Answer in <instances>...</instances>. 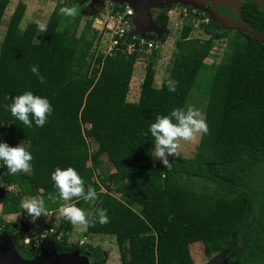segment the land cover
Returning a JSON list of instances; mask_svg holds the SVG:
<instances>
[{
	"label": "trees",
	"instance_id": "trees-1",
	"mask_svg": "<svg viewBox=\"0 0 264 264\" xmlns=\"http://www.w3.org/2000/svg\"><path fill=\"white\" fill-rule=\"evenodd\" d=\"M9 1L0 0V27ZM71 1L76 0H57L43 33L35 22L21 27L23 1L7 23L0 47V142L16 147L24 141L33 158L27 173L11 175L2 167L1 185L16 190L0 202L3 216H25L21 201L42 199L45 213L55 214L45 228L60 237L44 247L88 253L91 264H103L104 252L86 242L81 247L70 243L75 227L61 216L62 205L74 204L92 220L84 238L104 236L115 242L120 264H195L194 245L205 260L226 254L218 264H264V45L233 32L228 53L207 65L219 27L201 23L209 37L192 38L193 27L186 22L179 28L167 77L156 86L157 49L147 52L136 46L128 54L126 46L133 40L121 39L102 55L107 45L92 28L98 13L90 19L76 16L70 23V16L59 9L71 7ZM246 8L239 9L240 20L256 10L257 23L250 28L264 36V13ZM153 17L160 29L170 27L167 9ZM142 59L144 78L138 100L131 103L127 96L133 70ZM32 65H38L44 83L31 73ZM202 72H208L209 81L204 115L208 133L201 134L192 158L169 160L171 167L165 168L153 160L149 126L158 115L184 107ZM169 78L178 81L175 92L167 90ZM25 91L49 100L53 112L43 127L28 128L7 110L11 98ZM87 140L96 144L95 151ZM101 156L113 168L103 177ZM57 167L74 168L85 191L92 187L97 199L61 201L51 180ZM100 209L106 210L105 224L98 222ZM234 239L239 244L231 250ZM34 243L18 249L23 260L35 256Z\"/></svg>",
	"mask_w": 264,
	"mask_h": 264
},
{
	"label": "clouds",
	"instance_id": "clouds-1",
	"mask_svg": "<svg viewBox=\"0 0 264 264\" xmlns=\"http://www.w3.org/2000/svg\"><path fill=\"white\" fill-rule=\"evenodd\" d=\"M107 3H109V1H107ZM175 7L181 8V6H172L169 9ZM169 9H167V11ZM59 13L72 16L75 14V8L61 7L59 9ZM36 25L38 31L41 33L46 31L45 22L38 20L36 21ZM170 27L166 29L167 32H169ZM156 42H160V44L162 43V41ZM30 71L37 77L40 83H44L45 78L40 75L38 65H32L30 67ZM177 84L178 81L169 78L166 81L167 90L169 92H175L177 89ZM11 100L12 102L7 106V110L10 112L11 116L15 118V120L21 122L28 128H32L33 124H35L36 127H43L47 121V118L53 112V108L46 97L34 95L31 91H25L21 95L12 97ZM202 117L203 114L201 110L194 106H189L187 110L183 108H174L166 116L158 115L155 119V122L150 124L148 131L154 138V148L152 155L159 158L165 168L171 167L167 156H172L177 152L179 142L181 140L191 141L197 134L206 135L208 133L207 123ZM32 158L31 152L26 150L24 143L18 144L16 147H10L7 143L0 142V167H6L9 174L15 175L18 173L30 172V161ZM51 180L53 182V187L58 191V198L61 201H69L74 197L82 198L84 201H95L97 199V192L92 187H88L87 191H85L84 181L78 175L77 171L72 167H67L66 169L57 167L51 173ZM9 189L12 188L5 189L7 194L13 192ZM20 207L26 211V213L32 218L33 222L42 214H45V218H47L48 213H45L46 208L44 202L38 197H29L26 200H22ZM59 212L66 221L73 225V227H76L79 231H87V229L92 224V220L86 217L84 211L81 208L76 207L74 204L62 205L59 208ZM14 215L17 216L18 214L8 215L5 216V218H10ZM23 217L24 220L27 221L26 216ZM52 222L44 220L42 223H40V225L43 229L47 230L45 227L50 225ZM98 222L100 224H105L108 222V216L105 209H100L98 211ZM10 226L12 227V231H16L20 230L23 225L21 226V224H17ZM53 240L54 242H58L60 237L58 241H55V239ZM45 247L48 249L47 253H50L52 250L56 251L54 248H51L53 246ZM16 249L18 251V248Z\"/></svg>",
	"mask_w": 264,
	"mask_h": 264
},
{
	"label": "rangeland",
	"instance_id": "rangeland-1",
	"mask_svg": "<svg viewBox=\"0 0 264 264\" xmlns=\"http://www.w3.org/2000/svg\"><path fill=\"white\" fill-rule=\"evenodd\" d=\"M15 1L16 2L23 1L26 4L25 16L21 22L22 28L25 27L27 23L29 22L36 23V21L38 20L47 23L48 18L57 2V0H12L10 1V3L7 5L5 16L3 18L2 25L0 27V47H1L4 33L7 27L8 20L11 16L10 12L14 10L15 5H16ZM69 3L71 7L75 8V14L70 16V19H69L70 23L74 20L76 16H83L85 19H90L93 13L95 12L98 14H101L102 16L106 15L107 13V7H108L107 0H96V1L76 0L73 2L71 1ZM97 10L100 11V13ZM157 11L158 10H154L153 13ZM188 19L190 18H187V20L184 21L183 24L186 22L191 23L193 27V31L191 34L192 38L207 39L209 37V35L204 33L198 21H196L195 19L194 20L193 19L188 20ZM92 28L93 29L96 28L100 32L101 24H97V22L95 23V21H93ZM179 31H180L179 28L175 29V27L173 26V28L171 29L170 27L169 33L166 36H163L162 39L160 40L163 43L160 44V42H156L157 44H159L158 49H157L159 53V60L156 66V77H155L156 86L161 85V83L167 77L166 70L170 66V59L172 57V54L175 51V42L177 41L179 37ZM221 33L222 32L217 33L218 37L217 39L214 40V48L212 50V54L209 58L205 60V63L207 65L218 63L222 55H225L226 53H228V48L226 47V43L229 39H232L233 34H230L227 38H220L219 35H221ZM144 64H145L144 59H142V61H139L138 67L140 68L139 69L140 71L141 70L143 71L145 69ZM207 73L208 72L206 73L202 72L199 75L183 107V109L185 110H187L189 106H194L196 108H199L203 114V117H202L203 119H204V115L206 111L208 92H209V81L207 79V75H208ZM141 78H142L141 74L140 76H138L137 73H135L134 79L131 80V91H130V96H129V100L131 101L133 100L134 91L137 94L138 90L140 89L141 82H142ZM200 136L201 134H197L191 141L181 140L179 142V147L177 149V152L172 156H167V159L177 161V160L192 158L195 152L197 151ZM87 142H88L89 150L92 152L95 151L96 144L92 140H87ZM21 143H24V147L26 148L27 146L26 142L22 141L20 142V144ZM100 160L102 161L103 165L99 171V175L103 177V176L110 174L113 171V168L110 165V163L107 161L105 156H101ZM153 160L156 162L160 161V159L155 157L154 155H153ZM11 191L14 192L16 190L12 188ZM92 210L93 209L91 205V207L87 209V211L90 214V213H93ZM26 216L28 217L27 221L30 224L34 225V223H32L33 222L32 218L27 213H26ZM18 218L22 220L24 219L22 214H18L17 216L14 215L13 218H10V221H14ZM45 220H49L50 222L53 221L52 219H47V218H45ZM34 222L35 224H39V223H36L37 221H34ZM101 237H103L102 239L104 240H100L98 238H87L86 240H83L84 236L82 234V231H79L75 227L70 243L73 244L74 246L78 245V247H79L80 241L89 243L92 246L97 247L104 252L103 264H120L119 253H118L115 242L111 239L105 238L104 236H101ZM238 244H239L238 240L234 239L231 250ZM191 252H192V257H193L195 264H218L225 258V255H226V254H218V255H214L210 259L205 260L203 258L200 248L196 245L192 247Z\"/></svg>",
	"mask_w": 264,
	"mask_h": 264
},
{
	"label": "water",
	"instance_id": "water-1",
	"mask_svg": "<svg viewBox=\"0 0 264 264\" xmlns=\"http://www.w3.org/2000/svg\"><path fill=\"white\" fill-rule=\"evenodd\" d=\"M113 4L131 8L134 12L133 22L127 35V40L137 36L145 39L160 41L168 33L156 26L153 11L169 9L172 6L187 7L201 11L209 15L210 19L217 23L223 31L247 34L264 45V36L253 29L241 26L238 23L222 19L216 9H206L202 3L204 0H107ZM215 8V7H214ZM3 168L0 167V178ZM7 192L0 182V202L7 197ZM0 264H91L88 253L81 254L79 251L57 253L52 250L50 253L33 257L32 260H23L12 239L7 234H0Z\"/></svg>",
	"mask_w": 264,
	"mask_h": 264
},
{
	"label": "built area",
	"instance_id": "built-area-1",
	"mask_svg": "<svg viewBox=\"0 0 264 264\" xmlns=\"http://www.w3.org/2000/svg\"><path fill=\"white\" fill-rule=\"evenodd\" d=\"M167 17L169 18L171 29L173 26L175 29L182 27L183 22L186 21L187 18H191L193 20L200 19L198 20L200 24H206L208 22L205 18L202 19V16L198 13V11L186 7H175L169 9L167 11ZM173 17H175L176 20L172 21ZM133 18L134 12L131 8L127 6L120 7L111 2L108 3L106 15L103 16L102 20L97 21V24H101L100 32L98 30L97 31L102 33L103 44L107 45L106 49L101 50L102 55H106L108 52L115 49L119 45L121 39L127 40V35L130 31ZM132 40L133 42L126 46V52L128 54L132 53L136 46H138V49L143 48L147 52L158 49V44L153 40L137 36L132 37L129 41ZM13 217L14 216H11L10 218ZM54 217L55 214L52 212L47 214V219H53ZM10 218H5L3 216L0 205V234H8L12 239L14 246L21 250L28 247L32 240L35 239L34 247L36 254L34 257L41 254H47L48 249L44 247L46 241H51V239H55V241L59 240V237L54 234L52 228L46 230L43 229L40 224L32 225L28 221L19 218L14 221H10ZM47 221L49 222V220ZM17 224H21V226L23 225L20 230L7 232V225L10 226ZM83 240H86V238ZM83 244V241L79 242V246H82Z\"/></svg>",
	"mask_w": 264,
	"mask_h": 264
},
{
	"label": "flooded vegetation",
	"instance_id": "flooded-vegetation-1",
	"mask_svg": "<svg viewBox=\"0 0 264 264\" xmlns=\"http://www.w3.org/2000/svg\"><path fill=\"white\" fill-rule=\"evenodd\" d=\"M251 4H254L255 7L250 6ZM202 5L206 9H216L217 14L222 19H224L226 21H231L233 23H238L241 26L247 27L249 29H251L250 26H253L257 23L256 16L254 15L256 10L254 11L253 14L248 15V20H246V21L242 20L241 21L239 9H241V7L243 5H247L246 9H261V11L264 13V0H204ZM202 15H204L203 17L207 16V17H205V19L208 20V22L209 21L213 22L210 19L209 15H207L206 13H202ZM213 23H215V22H213ZM215 24H217V23H215ZM218 27H219V30L217 31V33L218 32H229V31H223L219 25H218ZM230 34H233V32H231Z\"/></svg>",
	"mask_w": 264,
	"mask_h": 264
},
{
	"label": "crops",
	"instance_id": "crops-1",
	"mask_svg": "<svg viewBox=\"0 0 264 264\" xmlns=\"http://www.w3.org/2000/svg\"><path fill=\"white\" fill-rule=\"evenodd\" d=\"M10 1H12V0H10ZM10 1H9V3H10ZM15 3L17 4L18 2L15 1ZM25 5H26V4H25ZM15 6H16V5H15ZM13 7H14V6H13ZM6 8H7V7H6ZM12 9H13V8H12ZM12 9H11V10H12ZM14 9H15V8H14ZM94 10H96V9H94ZM13 11H14V10H12V11L10 12V15H12ZM97 11H98V10H97ZM98 12L100 13V11H98ZM98 15H99V17H97L96 19H94L95 23H96L98 20H102V19H103V16H102L101 14H98ZM173 20H176V18L173 17V18H172V21H173ZM95 29H96V28H95ZM96 30H97V29H96ZM167 33H169V32H167ZM162 43H163V42H162ZM162 43H161V44H162ZM138 63H139V62H137L136 65H135V67H134L132 79H134V74L137 73L138 76H140V74H141V76H142L141 81H142L143 78H144L143 75H144V73H145V69H144L143 71H142V70L140 71V70H139L140 68L138 67ZM132 79H131V80H132ZM130 91H131V83H130ZM130 91H129V94H128V96H127V101H128V102H131V103H135V102L138 100L140 89L138 90V93H137V94H136L135 91H134V93H133V100H132V101L129 100ZM24 212H25L24 214H25V216H26V211H24ZM26 218L28 219L27 216H26ZM44 220H45V214H42L40 217H37V218L35 219V221H37L36 223H39V224L42 223ZM33 223H35V222H33Z\"/></svg>",
	"mask_w": 264,
	"mask_h": 264
}]
</instances>
